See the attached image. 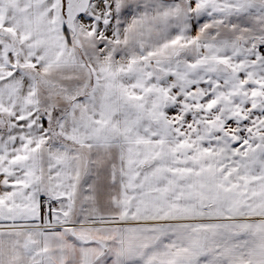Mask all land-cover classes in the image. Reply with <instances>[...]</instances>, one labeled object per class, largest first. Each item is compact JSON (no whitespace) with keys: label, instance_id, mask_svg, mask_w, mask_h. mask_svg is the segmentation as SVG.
Segmentation results:
<instances>
[{"label":"snow or ice","instance_id":"1","mask_svg":"<svg viewBox=\"0 0 264 264\" xmlns=\"http://www.w3.org/2000/svg\"><path fill=\"white\" fill-rule=\"evenodd\" d=\"M0 264H264V0H0Z\"/></svg>","mask_w":264,"mask_h":264}]
</instances>
